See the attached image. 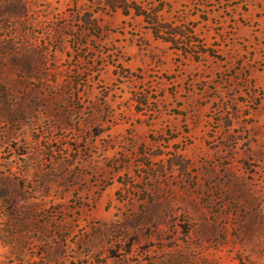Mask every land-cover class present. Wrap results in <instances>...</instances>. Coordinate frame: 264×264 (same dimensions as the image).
<instances>
[{"label": "rangeland", "instance_id": "1", "mask_svg": "<svg viewBox=\"0 0 264 264\" xmlns=\"http://www.w3.org/2000/svg\"><path fill=\"white\" fill-rule=\"evenodd\" d=\"M0 264H264V0H0Z\"/></svg>", "mask_w": 264, "mask_h": 264}]
</instances>
